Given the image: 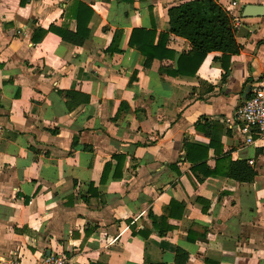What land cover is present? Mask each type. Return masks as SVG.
<instances>
[{"label":"crops","instance_id":"crops-1","mask_svg":"<svg viewBox=\"0 0 264 264\" xmlns=\"http://www.w3.org/2000/svg\"><path fill=\"white\" fill-rule=\"evenodd\" d=\"M189 1L0 0V264H264V149L235 120L264 72V16L242 7L264 0H214L238 21L239 54L172 77L190 46L167 10ZM75 13L80 46L48 32L76 33ZM133 30L153 47L168 34L174 59L144 67ZM186 145L202 149L189 162ZM228 162L252 183L202 173Z\"/></svg>","mask_w":264,"mask_h":264},{"label":"trees","instance_id":"trees-1","mask_svg":"<svg viewBox=\"0 0 264 264\" xmlns=\"http://www.w3.org/2000/svg\"><path fill=\"white\" fill-rule=\"evenodd\" d=\"M74 9L77 13L81 10L85 11L82 5L77 2L76 8ZM87 14L89 16L90 13ZM72 17L77 22L78 30L76 33L71 34L54 27H50L48 32L56 34L63 42L80 46L88 34L86 29L88 19L82 20L76 13ZM167 17L169 26L168 34L185 40L190 46V52L188 54L179 55L175 60L176 68L172 73H169L172 77H194L205 57L211 53L220 54L218 60L225 69L230 57L236 56L240 52V46L237 45L234 38L235 30L233 19L214 0H193L173 6L167 10ZM44 34H46L45 31H38L39 38L37 40L32 39V41L38 42ZM168 34L161 35L158 43L153 47L152 38H149L148 33H144L142 30H133L128 45L144 57V67H148L154 60L174 59V53L165 49ZM112 51L111 48L107 50L108 53ZM205 124L206 121H204L203 127H199L198 125L197 129L205 132ZM185 150V160L189 162L191 161V151L198 153L202 149L194 145H186ZM203 153V156L198 157V159L201 158V161L205 159L206 150H203ZM201 166L203 167L202 173L206 177L218 176L239 183H252L256 176L253 169L248 167L245 162H228V165L216 164L210 171L206 170L204 165ZM170 207H178L180 209L179 215H181L182 209L180 205L171 202ZM152 224L155 229L158 227L157 219L154 217L152 218Z\"/></svg>","mask_w":264,"mask_h":264},{"label":"built area","instance_id":"built-area-1","mask_svg":"<svg viewBox=\"0 0 264 264\" xmlns=\"http://www.w3.org/2000/svg\"><path fill=\"white\" fill-rule=\"evenodd\" d=\"M235 6L234 3L231 7ZM234 29L238 21L233 22ZM237 132L244 138L246 145L259 143L264 149V72L254 81L248 98L237 108L235 114ZM7 264H18L10 261ZM36 264H75L64 256L43 257Z\"/></svg>","mask_w":264,"mask_h":264},{"label":"water","instance_id":"water-1","mask_svg":"<svg viewBox=\"0 0 264 264\" xmlns=\"http://www.w3.org/2000/svg\"><path fill=\"white\" fill-rule=\"evenodd\" d=\"M242 18H252L264 16V7L261 6H244L241 12Z\"/></svg>","mask_w":264,"mask_h":264}]
</instances>
